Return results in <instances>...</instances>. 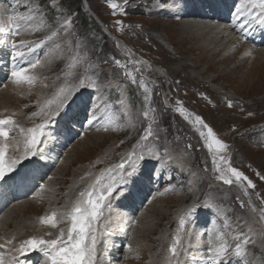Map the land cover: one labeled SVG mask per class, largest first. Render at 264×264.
<instances>
[{"label":"rangeland","instance_id":"obj_1","mask_svg":"<svg viewBox=\"0 0 264 264\" xmlns=\"http://www.w3.org/2000/svg\"><path fill=\"white\" fill-rule=\"evenodd\" d=\"M180 4L181 0H0V21L6 27L10 15L32 16L22 23L25 39L11 36V28L0 37L5 40L0 44V96L5 90L18 97L27 95L20 107L7 104L4 112L0 108V118L12 117L25 130L21 133L10 124L8 138H0V145H6L5 161H19L0 178V188L11 179L22 182L29 176L31 188L17 202L35 199L33 207L12 221L4 220L7 206L0 211L1 243L11 240L18 247L32 235L55 239L61 228L66 236L69 219L63 218L58 229L41 224L39 217L52 211L63 217L82 199L81 192L114 182L117 190L95 231V264H205L198 256L205 257L210 244L227 241L234 250L245 236L254 241L243 245L249 264H264V43H256L264 36V23H244L251 19L245 0H182ZM172 5L177 8L172 10ZM238 6L244 15L233 23ZM202 20L217 27L226 23L234 34L209 53L207 32L214 25L206 23L203 29ZM53 31L57 35L45 39ZM13 39L30 42L28 46L45 40L23 62L28 67L29 62L40 60L29 73L37 77L35 83L42 89L36 98L30 96V85H13ZM243 45L249 52H239ZM44 52H48L46 57ZM68 89V101L58 108ZM50 109L59 113L54 118L57 121L53 120L59 121L58 126L47 125V144L41 143L35 155L20 159L27 129L43 123V114ZM196 116L226 148L217 151L215 146L211 150L206 146L207 129ZM149 128L152 136L141 140ZM63 134L65 146L51 140ZM93 134L101 138L83 150L75 148ZM46 152L53 157L49 163L43 159ZM150 153H159L162 159L151 156L139 162L134 177L117 168L129 154L135 160ZM217 167L231 184L218 178L222 172ZM228 167L243 173L254 187L247 180L237 181L226 172ZM131 185L142 200L137 211L133 206L113 208L117 195L131 194ZM4 199L8 198H0L1 202ZM9 204L15 205L13 201ZM193 207L195 212L179 233L187 251L173 258L168 246L177 234L181 214ZM121 217L120 224H112ZM147 222L152 225L149 232L144 228ZM144 229L147 236L142 241L139 233ZM22 259L26 264H47L38 250Z\"/></svg>","mask_w":264,"mask_h":264},{"label":"snow or ice","instance_id":"obj_2","mask_svg":"<svg viewBox=\"0 0 264 264\" xmlns=\"http://www.w3.org/2000/svg\"><path fill=\"white\" fill-rule=\"evenodd\" d=\"M112 8L118 7L116 4L110 3ZM245 7L247 8V14L251 18L245 20L246 25H250L252 21H258L259 23H264V0H245ZM244 15L243 10L238 6L236 11L233 13L234 21L236 23ZM32 19L31 15H21L15 14L8 17V27L5 26L3 21H0V37L5 33H9V28L12 29L10 32L11 36H17L20 34V29L23 22L30 21ZM118 25L121 21L116 22ZM243 27V26H241ZM57 33L53 31L49 37L45 39H52ZM5 43V40L0 38V44ZM30 42L27 41H16L12 40L10 43L11 59H12V72L11 79L16 85L27 84L33 85L37 79L35 75L29 74L30 69H35L37 65L40 64V60L37 59L35 63L29 62L28 67L23 66V62L32 53L35 48L39 47L41 44L45 43V40H41L39 44H32L28 46ZM22 50V49H25ZM119 63V61H117ZM83 78L81 79V83ZM94 86V85H93ZM141 87H144L143 81H141ZM71 91L68 89L63 93L59 99L58 108L65 105L69 97L67 92ZM51 102H49L50 104ZM231 106V102H229ZM180 112H184L183 108L178 109ZM58 111L50 109L45 112L44 121L32 128L27 129L26 138L24 141V155L20 159H24L27 156L35 155L36 149L41 143H46V136L44 129L47 125L51 124ZM35 115V114H33ZM147 116V112H145ZM195 120L202 125L203 128L207 129V139L206 146L211 150L213 146L216 147L217 151L226 148L227 146L215 137L212 129L208 125L204 124L201 117L196 116ZM91 123V121H90ZM14 125L20 129L21 133L25 130L20 128L19 125L15 124L12 117L0 118V138L6 140L8 138L9 132L7 130L8 125ZM147 135H142L141 140H148L152 136L151 129H146ZM201 137H204L205 133L200 132ZM5 147L6 145H0V178L5 177V173L11 172L13 168L19 163L16 159H9L5 161ZM155 156L158 159H162L159 153L149 154V156L140 155L135 160L132 159V154H129L128 158L123 160L117 168L121 170L122 173L126 174L127 177H134L138 171L139 162L145 161L151 157ZM215 164V160L213 161ZM225 163H227L225 161ZM127 166V167H126ZM217 171H221L222 174L218 177L222 179L224 183L231 184V179L224 178V171L217 167ZM227 173H231L237 181L241 179L247 180L249 187H254L251 180L243 175L236 168L228 167L226 169ZM123 178V177H122ZM99 181V177H97ZM43 188V186H41ZM117 189L113 184L104 185L103 188L89 190L86 193L81 192V200L77 201L70 212L63 214V217L58 216L56 211H52L50 214L39 217V222L43 225H50L56 228L58 224L62 222L63 218L70 220L69 227L65 236V229H60V234L55 239H44L42 237L32 236L19 243L18 247H13L10 252L0 251V264H26V260L22 259L27 253L33 250H38L46 258L47 264H95V258L97 255V241L95 237L96 227L98 222L104 216L103 209L111 204V197ZM167 191V190H166ZM195 212V207L187 210L186 214H181L179 219V228L177 229V234L173 235L172 242L169 244L167 252L171 257L176 258L180 255L181 251H187L184 248L181 236L179 233L181 230L185 229L186 223L189 218ZM264 219V216H262ZM243 235V234H241ZM240 237H234V239H239ZM219 239V237H217ZM11 244L12 241H7ZM254 243L252 239L245 236L243 243H236L234 250H230V246L227 241L221 243L210 244L206 249L205 257L203 258L205 264H249L246 253L244 249V244ZM5 248V244L0 243V249ZM128 250H131V246H126ZM7 257V259H6ZM238 258V260H237Z\"/></svg>","mask_w":264,"mask_h":264},{"label":"bare ground","instance_id":"obj_3","mask_svg":"<svg viewBox=\"0 0 264 264\" xmlns=\"http://www.w3.org/2000/svg\"><path fill=\"white\" fill-rule=\"evenodd\" d=\"M21 2H22V0H21ZM181 4H182V0H181ZM181 4H180V6H181ZM215 4V3H214ZM216 5V4H215ZM210 6H212V5H210ZM217 6V8L219 7L218 5H216ZM175 8H177V6L175 7L174 5H172V7H171V9L172 10H175ZM215 9V7L213 8L214 10H219V9ZM5 10H6V8H5ZM179 10V9H178ZM8 11V10H7ZM10 12V11H9ZM11 13V12H10ZM9 13V14H10ZM32 13V12H31ZM179 13V12H178ZM190 14H197V12H194V13H190ZM5 15H6V13H5ZM212 15V14H211ZM4 16V15H3ZM200 23V25L202 26V28L203 29H206V27L204 26L206 23L208 24V26H211V25H214V27H213V29H217L216 30V32H214L213 31V29H212V32H211V30H210V32H207V33H209L210 34V40H208V45H209V47H210V51H209V53H211V51H214V49H215V47L214 46H223L224 45V42H223V40L226 38H229V37H231V36H233V34L234 33H232V31H231V29L229 28V26L226 24V23H223V24H221V23H219V25H218V27L216 26V24L215 23H209V22H207L206 20H202V21H200L199 22ZM234 26V25H233ZM235 27V26H234ZM21 30V29H20ZM26 34V31H20V34H19V38H24L25 39V37H24V35ZM27 36V35H26ZM230 39V38H229ZM210 41H211V44L213 45H211L210 44ZM34 42V41H33ZM226 43V42H225ZM256 43L258 44V43H264V36L263 35H261V37H260V39L258 40V41H256ZM36 44V43H35ZM32 45V44H31ZM30 45V46H31ZM226 45V44H225ZM228 45V44H227ZM228 47V46H227ZM223 48H225V46L223 47ZM251 48V47H250ZM228 49V48H227ZM249 47H245L244 45L241 47V49L239 50V52L240 53H246V52H249ZM1 52V51H0ZM0 54H2V53H0ZM46 54H48V52H44V55H45V57L47 56ZM245 55V54H244ZM211 57V56H210ZM32 71V70H31ZM36 82V81H35ZM42 83V82H41ZM13 85H15V84H13ZM29 86V85H28ZM42 86V85H41ZM10 87V86H9ZM12 87H14V86H12ZM16 87V86H15ZM31 89L33 88V90L31 91V90H29L30 92H32V95H30V96H33L34 98H36V94L38 93V92H40L42 89H41V87L39 86V84L37 83H35V85H33V86H29ZM7 88V87H6ZM20 88H22V87H20ZM19 88V89H20ZM25 88V87H24ZM28 88V87H27ZM29 88V89H30ZM10 89V88H9ZM11 89H13V88H11ZM10 89V90H11ZM16 89V88H15ZM18 89V90H19ZM8 90V89H7ZM17 90V91H18ZM6 91V90H5ZM5 91L2 93V96H0V108H2L3 107V112H4V106H6L7 104H9V105H15V106H17V107H20L21 106V104L22 103H20L21 101H23L24 102V98L27 96L26 94H24V93H22L19 97L17 96V94H15V95H12V94H10V93H5ZM12 91V90H11ZM45 91V90H44ZM9 92V91H8ZM24 95V96H23ZM21 97H23V99L21 98ZM30 98V97H29ZM33 98V99H34ZM35 100V99H34ZM11 107V106H10ZM7 108H9V107H7ZM10 109V108H9ZM14 109H16L15 107H14ZM17 110V109H16ZM18 111V110H17ZM20 111V110H19ZM22 111V110H21ZM1 112V111H0ZM3 112H1V113H3ZM6 113H7V111H6ZM13 113V112H12ZM20 113V112H19ZM3 116H5V113L3 114ZM7 117V116H6ZM9 117V116H8ZM64 119V116L62 117V119H61V117H60V120H63ZM54 121H57V119L56 120H54ZM59 122V121H58ZM58 122H53L52 123V127L53 128H56L57 126H58ZM61 124H63V123H61ZM51 130V129H50ZM58 130H60V128L58 127ZM56 132V131H55ZM53 134V133H52ZM53 136V135H52ZM62 137H55V138H52L51 137V140H56L58 143H60V144H62L63 146H65V144L64 143H62V142H64V139L63 138H65L66 137V135H61ZM50 137V136H49ZM94 138V140H92ZM101 138V136L99 135V134H93V135H89V136H87V137H85L82 141H80L79 143H78V145L77 146H75V148H79V149H81L82 148V150H83V148H85V146L87 145V144H90V143H92V142H94V141H96V140H99ZM11 139V138H10ZM48 139H50V138H48ZM3 142V141H2ZM7 143V142H6ZM47 144V143H46ZM45 144V145H46ZM15 145V144H14ZM12 146V145H11ZM8 147H10V146H8ZM92 147V146H91ZM41 149V148H40ZM15 150V149H14ZM73 150H74V148H73ZM79 151V150H78ZM76 152V151H75ZM48 152H46V155H44L43 156V159H44V161L46 162V163H49L50 161H52V159H53V157L52 156H50V155H48L47 154ZM101 153V152H100ZM96 156V155H95ZM42 159V158H41ZM72 160V159H71ZM67 161V160H66ZM43 166V165H42ZM37 168H40V167H37ZM59 171V170H58ZM61 173V172H60ZM59 174V173H58ZM16 176L17 175H15L14 176V178H16ZM27 177V180L26 179H24V180H22V182H19L18 181V178H16V179H14V180H16L15 182L11 179L10 181H9V183H10V185H9V183H7V184H5V185H2V187L0 188V198H2V197H7L8 199L7 200H5L4 199V201L3 202H1V200H0V211L1 210H4V208H5V214H4V216H5V218L6 219H4V220H7V221H12V217L13 216H15V215H19L20 214V212L22 211V210H24L25 208H28V207H33V204H35V199L32 197V199H29V202H17V199L18 198H20V197H22V195L23 194H26V193H28V191L30 190V188H31V181H32V178L31 177H29V176H25V178ZM126 178V177H125ZM14 183H17V185H15V186H13L14 185ZM8 186V187H7ZM13 186V187H12ZM17 188V189H15V191L13 190L14 188ZM1 189H2V191H1ZM8 190V191H7ZM130 191H131V194H123V195H117V197L115 198V200L113 201V202H116V205H114L113 206V208H117V209H119V208H122V209H125L126 207H131V206H133V210H136L137 211V208L138 207H140L139 206V204L140 203H142V200H140V198H139V192L137 191V189H136V186L135 185H131V188H130ZM119 193H121V191L119 190L118 191ZM65 199V198H64ZM16 200V201H15ZM38 200V199H37ZM11 201H13V203H15V205H13L12 206V204H11V207H10V204H9V202H11ZM76 202V201H75ZM120 204V205H118V203ZM145 208V207H144ZM122 209H120V210H122ZM157 210V209H156ZM119 211V210H118ZM160 211V210H159ZM130 213V212H129ZM129 215V214H128ZM147 215H149V213L147 214ZM3 216V217H4ZM146 217V216H145ZM28 218V217H27ZM109 218V217H108ZM118 218V217H117ZM128 218H130V219H132L133 217H128ZM37 219V218H36ZM36 221V220H35ZM123 221V218L121 217L119 220H112V224H114V225H118V224H120L121 222ZM6 222V221H5ZM27 222H29L28 220H27ZM33 222V221H32ZM31 222H29V224H30ZM35 223V222H34ZM27 224V223H26ZM33 224V223H32ZM37 223H35V224H33L32 226H34V225H36ZM125 224H129V223H125ZM2 225V224H1ZM141 225H142V223H141ZM151 225V223H149V222H147V224H146V226L144 227L145 229H147V228H149L148 229V231L147 230H145V231H141L140 233H139V235H140V237H141V239H142V241H143V238H145L146 236H147V232H149V230H150V227L152 226H150ZM161 226V225H160ZM27 227V226H26ZM25 227V229H27ZM28 228H29V226H28ZM33 228V227H32ZM51 228V227H50ZM59 228H61V226L59 225L58 226V229ZM2 229V228H1ZM31 229V228H30ZM38 229V228H37ZM124 229V228H123ZM40 230V229H39ZM57 230V229H56ZM23 231H24V228H23ZM27 231H29V230H27ZM35 231H36V229H35ZM115 231H118V230H115ZM147 231V232H146ZM151 231V230H150ZM30 232V231H29ZM33 232V231H32ZM122 232V231H121ZM25 233V232H24ZM15 234V233H14ZM17 234V233H16ZM109 234V233H108ZM120 234H122V233H120ZM110 235V234H109ZM33 236V235H32ZM38 236V235H37ZM36 236V237H37ZM4 237V236H3ZM3 237L1 238V239H3ZM117 237V236H116ZM6 238V237H5ZM4 238V239H5ZM130 238H132V237H130ZM15 239V238H14ZM99 239H101V238H99ZM147 240V239H146ZM145 240V241H146ZM4 241V242H3ZM2 242H3V244H5V248H3V249H0V251H3V252H10V250H11V247H9V245H14V244H7V243H5V240H3ZM17 241V240H16ZM128 241H129V238H128ZM132 241V240H131ZM146 242H148V241H146ZM0 243H1V241H0ZM13 243H15V242H13ZM16 243H18V242H16ZM15 243V244H16ZM129 243H131V242H129ZM104 244V243H103ZM107 244V243H106ZM132 244V243H131ZM144 244H145V242H144ZM159 244V243H158ZM107 246V245H106ZM14 247V246H13ZM12 247V248H13ZM107 248H109V247H107ZM116 248V247H115ZM191 255H193L194 256V259H196L197 258V256H195L194 254H191ZM196 255H198V254H196ZM201 256H202V258H201ZM199 258H201V260H204L203 258H204V255H201V254H199V256H198ZM6 259H7V257H6ZM31 259V258H30ZM29 259V260H30ZM46 259V258H45ZM32 261V260H31ZM33 262V261H32ZM42 263V262H41ZM99 263H101V261L99 262ZM171 263V262H170Z\"/></svg>","mask_w":264,"mask_h":264}]
</instances>
